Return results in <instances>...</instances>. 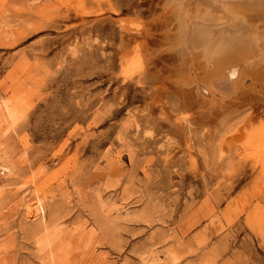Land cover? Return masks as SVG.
<instances>
[{"label":"rangeland","instance_id":"rangeland-1","mask_svg":"<svg viewBox=\"0 0 264 264\" xmlns=\"http://www.w3.org/2000/svg\"><path fill=\"white\" fill-rule=\"evenodd\" d=\"M149 3L0 0V264H264L261 113L124 69Z\"/></svg>","mask_w":264,"mask_h":264},{"label":"bare ground","instance_id":"bare-ground-1","mask_svg":"<svg viewBox=\"0 0 264 264\" xmlns=\"http://www.w3.org/2000/svg\"><path fill=\"white\" fill-rule=\"evenodd\" d=\"M148 9L145 21L121 25L123 68L153 74L172 93L191 97L209 123L258 108L264 147V0H150ZM15 204L26 224L44 214L38 200L23 196Z\"/></svg>","mask_w":264,"mask_h":264}]
</instances>
